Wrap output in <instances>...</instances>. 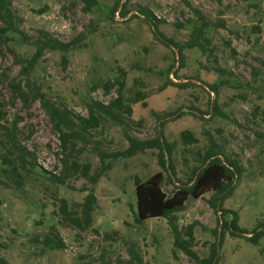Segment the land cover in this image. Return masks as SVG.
Wrapping results in <instances>:
<instances>
[{
	"label": "rangeland",
	"instance_id": "rangeland-1",
	"mask_svg": "<svg viewBox=\"0 0 264 264\" xmlns=\"http://www.w3.org/2000/svg\"><path fill=\"white\" fill-rule=\"evenodd\" d=\"M9 1L23 33L0 40L1 256L9 264H197L174 245L164 218L137 220L135 179L161 170L157 150L121 157L104 169L94 149L127 148L125 131L148 139L162 130L175 144L176 174L166 172L163 183L169 195L189 181L214 142L243 167L218 209L207 192L189 197L176 213L179 228L193 226L199 257L219 241L221 221L236 217L242 232L225 229L217 264H264V0H95L91 7L84 0ZM197 11L214 22L204 51L184 47L180 57L166 39L186 45L200 23ZM42 31L75 45L65 53L46 50L26 77L18 59L34 54ZM122 82L131 117L142 124L118 125L100 116L76 159L66 156L42 99L88 117V104L110 102ZM18 84L25 97L14 89ZM138 93L147 106L136 102ZM14 126L35 162L20 177L5 160L12 157L5 128ZM186 129L196 143L183 142ZM90 194L96 197L93 219L81 229L68 219L63 201L70 215H79ZM257 229L262 234L254 242ZM52 233L62 246L45 244Z\"/></svg>",
	"mask_w": 264,
	"mask_h": 264
},
{
	"label": "trees",
	"instance_id": "trees-1",
	"mask_svg": "<svg viewBox=\"0 0 264 264\" xmlns=\"http://www.w3.org/2000/svg\"><path fill=\"white\" fill-rule=\"evenodd\" d=\"M84 1L89 7L95 2V0ZM139 12L147 16L148 21L154 28L158 27V24L150 19L152 16L148 10L144 7H140ZM197 13L200 23L193 28L191 37L186 45H182L178 42H174L173 39H166V37H164L170 45L178 49V56L180 57L184 56V47H199L204 51L205 43L207 41L205 35L206 29L213 25L214 22L204 17L200 12L197 11ZM0 21L3 23V25L0 26V40L8 42L10 40V37L7 35L8 32H15L18 34L23 33L20 28V19L16 17L9 0H0ZM33 42L36 46L34 54L31 57L18 59L22 64V72L26 77L31 75L32 70L35 69L46 50H59L65 53L70 51L75 45V41L67 43L62 42L53 38L46 31H42L41 35ZM123 86V82L120 83L117 97L113 98L110 102L102 103L99 101H93L88 104V117H82L75 114L66 106H58L48 99H42L46 112L59 131L62 151L66 156L69 155L76 159L73 155L75 152L81 150L79 143H84L83 146L87 143V135L90 133L91 128L98 125L100 116H105L107 119H110L118 125L130 126V123H136L138 125L142 124L141 120L135 122L132 119L133 107L125 101ZM211 88L213 91L218 92L217 85H211ZM14 89H16L17 93L21 94L23 97L27 95L25 91L20 89V84L16 85ZM135 100L136 102L143 101L144 95L138 93ZM143 105L147 106V102L143 101ZM213 108L216 109L215 106ZM15 128L16 126L5 128L4 142L7 148V153L12 156L5 157V160L10 163L11 170L14 174L20 177L21 170L28 172L30 170L29 166L31 165L34 167L35 162H33L28 155L31 154V152L21 146ZM125 137L128 141V147L123 150L108 152L100 149L99 146L94 149H96L95 152L100 158L104 169H110L112 167L110 161L121 157H131L147 149L157 150L156 156L161 170L155 172L145 180L138 178L135 179L138 222H143L149 218H164L174 233V245L176 247L180 248L189 257L198 262L197 264H217L225 229L228 228L234 231H241L237 224V218L234 217L230 220L224 219L221 221V227L224 229L220 232L219 241L211 245L208 256L200 258L193 248L195 243L193 226L190 225L185 229L179 228L176 213L184 208L189 197L200 198L207 192H212L209 202L212 207L218 209L227 196L231 194L234 180L243 172V167L240 165L239 161L228 157L222 150L217 149V145L214 142L213 145H210L206 152L201 156V165L193 169L189 181L183 183L171 195H169L164 190L163 183L166 178V172H169L172 176L176 174V168L172 159L175 144L166 139L162 130L159 131L157 136L148 139H139L127 131H125ZM181 138L185 144H193L198 141L194 133L188 129L181 132ZM5 156H7V154ZM72 163L74 164L73 167H78L76 161L72 160ZM101 173L102 171L96 176H93V182H97L99 178L98 175ZM60 182L63 183L64 181ZM95 200V195H88L81 203V211L79 215H70L66 210L67 202L65 200L63 201L62 209H64V212L68 215V219L73 225L81 229H86L91 225L93 219ZM261 234L262 230L257 229L254 235L251 236V240L257 242V239ZM61 242V239L52 233V235L48 236L46 239L45 244L50 247H60L62 246ZM137 259L141 262L140 257L137 256ZM0 264H9L1 254Z\"/></svg>",
	"mask_w": 264,
	"mask_h": 264
}]
</instances>
